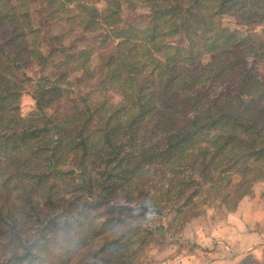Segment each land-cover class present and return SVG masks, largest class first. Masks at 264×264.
<instances>
[{"label":"trees","instance_id":"16d2710c","mask_svg":"<svg viewBox=\"0 0 264 264\" xmlns=\"http://www.w3.org/2000/svg\"><path fill=\"white\" fill-rule=\"evenodd\" d=\"M98 2L0 0V264H133L195 176L264 181V0Z\"/></svg>","mask_w":264,"mask_h":264},{"label":"rangeland","instance_id":"374dc122","mask_svg":"<svg viewBox=\"0 0 264 264\" xmlns=\"http://www.w3.org/2000/svg\"><path fill=\"white\" fill-rule=\"evenodd\" d=\"M87 1L89 4L99 7L101 11L104 10V5L98 2V0ZM257 31H260V28ZM258 66L259 70L257 71V79L255 81L257 89L264 85V60L258 62ZM29 72L31 75L35 73L33 69H30ZM20 103L22 114H26L32 108L33 102L30 97L23 95ZM194 179L192 189L197 196L196 201L199 202L198 207L201 215L187 221L181 226L180 222H178L180 214L172 210L170 211L171 206L161 204L152 210L149 209L148 213L144 216L142 226L145 231H151V238L145 244L143 253L133 261V264H152L154 260L159 261V254L156 253L161 252H165V258L186 253L195 256L193 262L199 260L198 258L196 260V255L200 252V230L202 234L205 232L207 234L215 232L214 228L217 221L223 220L226 214L231 212L230 208L234 204L227 205L222 200L225 199V196H230L234 185L240 178L235 170H233L224 175L223 183L220 187L217 185L214 188L204 178L195 176ZM253 195L259 196L261 202L264 201V181L255 183L252 187V195L245 197V199H250ZM238 204L233 206L234 211ZM189 222H191V226L188 227V231L184 232L183 230ZM184 235L186 237L184 241L178 239L179 237H184Z\"/></svg>","mask_w":264,"mask_h":264},{"label":"crops","instance_id":"0c3cea01","mask_svg":"<svg viewBox=\"0 0 264 264\" xmlns=\"http://www.w3.org/2000/svg\"><path fill=\"white\" fill-rule=\"evenodd\" d=\"M263 204L257 195L244 198L235 211L227 213L222 222L217 221L215 232L202 234L200 230V252L196 255L199 260L193 262L195 256L186 253L165 258V252H161L156 253L159 261L152 264H264ZM184 238L185 235L178 239Z\"/></svg>","mask_w":264,"mask_h":264}]
</instances>
